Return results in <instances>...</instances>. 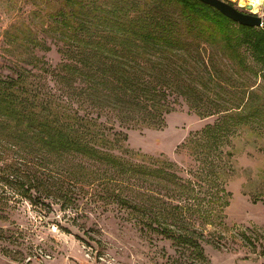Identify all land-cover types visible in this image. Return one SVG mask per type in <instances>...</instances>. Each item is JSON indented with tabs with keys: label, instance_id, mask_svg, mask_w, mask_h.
Instances as JSON below:
<instances>
[{
	"label": "trees",
	"instance_id": "1",
	"mask_svg": "<svg viewBox=\"0 0 264 264\" xmlns=\"http://www.w3.org/2000/svg\"><path fill=\"white\" fill-rule=\"evenodd\" d=\"M52 19L56 32L47 29L43 38L32 28L17 32L15 24L6 32L12 58L11 73H0V161L27 176L7 183L32 198L36 190L39 198L62 200L72 188L75 201L79 188L102 183L115 202L151 223L179 215L194 224L197 213L211 214L194 193L203 181L228 205L231 192L220 177L228 167L222 155L231 152L222 147L236 125L250 118L264 124L263 106L236 111L232 94L238 88L246 95L253 75L264 78V26L241 25L200 0H62ZM51 36L59 42L56 64L36 52L52 49L45 42ZM182 103L201 118L217 116L183 142L208 165L179 168L163 154L127 146L128 130L161 127ZM154 181L194 197L170 205L160 200L171 198L165 186L159 191Z\"/></svg>",
	"mask_w": 264,
	"mask_h": 264
},
{
	"label": "rangeland",
	"instance_id": "2",
	"mask_svg": "<svg viewBox=\"0 0 264 264\" xmlns=\"http://www.w3.org/2000/svg\"><path fill=\"white\" fill-rule=\"evenodd\" d=\"M225 1L264 17V2L252 11L242 2L245 0ZM61 6L62 0H0L1 74L11 73L8 28L13 24L17 32L32 28L43 38L47 29L56 32L52 18ZM45 42L52 49L44 51L37 46V54L45 55L52 64L58 63V40L51 36ZM246 57L259 71L261 65L250 52H246ZM232 73L240 80L236 71ZM239 91L232 90L236 111L244 107L246 112L254 113L258 106L264 108L262 76L253 75L246 95ZM216 118H201L182 103L166 115L163 126L128 130L127 146L134 152L163 154L179 168L197 169L209 161L192 153L183 142ZM250 119L247 124L236 125L231 144L222 147L224 152H231L230 156L222 155L227 157L228 167L220 177L227 192H231L229 204L215 200L213 191H206L203 181L202 189H195L194 193L200 208L212 213H197L200 219L194 224L179 215L166 217L165 223H151L132 206L115 202L102 183L79 188L76 201L68 187L67 197L62 200L43 195L39 198L36 190L32 191L36 196L32 198L7 183L27 176L12 174L4 168L6 162L0 161V264H264V124ZM216 159L222 164L219 157ZM154 182L158 190L165 186L171 198L160 195V200H167L170 205L177 201L187 205L194 197L189 190ZM44 192L52 194L50 189ZM173 197H181L182 201ZM154 220L160 222L158 218Z\"/></svg>",
	"mask_w": 264,
	"mask_h": 264
},
{
	"label": "water",
	"instance_id": "3",
	"mask_svg": "<svg viewBox=\"0 0 264 264\" xmlns=\"http://www.w3.org/2000/svg\"><path fill=\"white\" fill-rule=\"evenodd\" d=\"M203 3H206L221 13H223L228 18L232 19L233 21L250 27H260L264 26V17L261 15H257L255 12H244L234 6L233 4L229 3L225 0H200ZM248 9H251L250 6H247Z\"/></svg>",
	"mask_w": 264,
	"mask_h": 264
},
{
	"label": "bare ground",
	"instance_id": "4",
	"mask_svg": "<svg viewBox=\"0 0 264 264\" xmlns=\"http://www.w3.org/2000/svg\"><path fill=\"white\" fill-rule=\"evenodd\" d=\"M242 2H244L247 6H250L252 11H257L260 5L263 4L264 0H245Z\"/></svg>",
	"mask_w": 264,
	"mask_h": 264
}]
</instances>
